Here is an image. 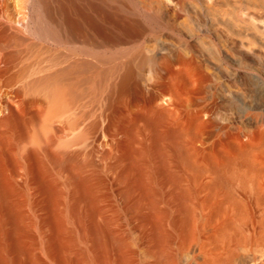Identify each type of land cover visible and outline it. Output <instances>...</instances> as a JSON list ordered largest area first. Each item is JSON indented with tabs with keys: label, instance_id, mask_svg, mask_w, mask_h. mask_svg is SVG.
<instances>
[{
	"label": "rangeland",
	"instance_id": "obj_1",
	"mask_svg": "<svg viewBox=\"0 0 264 264\" xmlns=\"http://www.w3.org/2000/svg\"><path fill=\"white\" fill-rule=\"evenodd\" d=\"M34 1L2 0L0 14L24 25ZM176 1L163 0L156 20L139 17L147 29L136 41L99 38L94 47L81 42L62 47L84 60L93 54L100 73L82 96L79 113L86 120L77 129L50 133L55 138L48 155L30 160L35 207L47 212L51 256L61 264H213L222 227L264 228V211L245 203L239 177L240 147L248 137L254 145L262 141L263 149L256 148L264 167V0H185L183 9ZM104 9L99 32L112 39L110 8ZM216 13L229 18L234 13L240 25H251L238 34ZM30 49L27 64L49 55L46 48ZM154 50L168 59L166 65L143 62ZM116 57L126 64L116 65ZM130 60L136 80L124 74ZM110 87L117 88L114 95ZM48 112V105L39 117L33 110L26 119L30 128L36 124L41 133ZM19 184L2 174L0 215L9 212L18 220L31 211ZM200 211L237 215L217 227L215 214L209 219ZM236 252L228 264H264V242Z\"/></svg>",
	"mask_w": 264,
	"mask_h": 264
},
{
	"label": "bare ground",
	"instance_id": "obj_2",
	"mask_svg": "<svg viewBox=\"0 0 264 264\" xmlns=\"http://www.w3.org/2000/svg\"><path fill=\"white\" fill-rule=\"evenodd\" d=\"M1 1L2 0H0V2ZM176 3L179 8L183 9L185 0H177ZM107 5L110 8L107 15L110 17L109 23L112 28L111 32H114V34L111 35L112 39H108L106 37L107 35H104V37L102 33L99 32L101 29L100 24L102 23L99 22V16L102 14L101 10ZM32 6L33 15L26 24L23 23L24 25H17L12 18H7L8 16L0 14V181L2 180V174L4 177L9 178L13 184H19L20 181L24 185L25 200L31 210L21 213L18 220L17 218H12L9 212L0 215V264H61L55 259L56 257L54 258L51 256L50 232L46 219L47 212L37 211L35 207L30 160L35 154H42V156L48 155L47 153L51 150V144L55 138L53 137L52 139L53 135H50V133L57 134L58 132L65 131L68 126L71 129H77L79 125L82 124L80 120L83 119L85 115L81 114L84 113V111L79 113L80 104L83 105L81 102L82 96L86 93V86L88 87L90 83L95 82L100 73L98 63L93 54L90 55L87 60H84L83 57L68 54V51L65 52L62 47L69 43L77 42L87 44L89 47H94L100 40L99 38H101L103 42L115 41L116 43L117 40L121 39L122 42L125 38L127 39L126 41H130L131 39L135 40L147 29L141 22L142 20H139V17L143 16L149 21L156 20L159 17V13L162 11L164 3L163 0H35ZM104 10L108 11L106 9ZM216 14L219 18L225 20L227 26L238 34H242L246 31V28L251 25H240L234 13L230 18L223 16L224 14ZM103 30H105L104 27ZM52 45H54L55 48H53ZM36 46L39 47L40 50L46 48L45 51L43 50L44 54L49 52V55H44L46 57L41 58V60L35 64H32L34 61H31V64H27L30 55L33 56V54L28 53V50ZM140 50L139 47L138 51ZM159 53L158 50H154L151 56L148 58L144 57L143 62H154L159 66H163V64L166 65L168 59L164 56H160ZM35 54L36 52L34 55ZM38 54L39 53H37V55ZM40 54L43 55L42 51H40ZM116 58L115 61L118 62V58L117 60ZM138 59L139 58H137V60ZM125 61H123V63ZM117 62L116 65H119L120 62H118V64ZM123 63L121 64H126ZM141 65H143V63ZM126 66V72L125 70L123 71L125 72L124 74L127 73L128 78L131 76L130 78L132 80H136V69H134L133 61H127ZM138 66L137 64V67ZM139 68H142V66ZM117 72H114V74ZM170 76L171 75H169V77ZM135 83L136 82H134V85ZM112 87L115 86L113 85ZM110 89L113 90L111 87ZM115 90L112 91L113 95ZM128 98H130V96ZM156 103L160 104V102ZM156 103L154 105H156ZM159 104H157V106ZM47 105L49 112L43 119L41 131H39L41 133H38L36 124L30 128L26 119H32L33 110H35L37 117H39L42 114V110ZM142 105L143 104H141V106ZM141 106L138 105L139 109ZM139 109H135L137 113ZM143 110H145V108H141L140 111ZM246 113V115L251 114L249 111ZM141 115L143 114L141 113ZM252 117H254V115H252ZM84 119L86 120V118ZM94 120H97L99 125L102 124H100L98 118L92 121ZM136 121H138V119ZM97 122L91 123V121H89L88 123L92 124L90 126L97 129ZM262 124L258 125V128H262ZM85 127H87V125ZM93 128L89 129L92 130ZM128 128L130 127L128 126ZM31 130L32 133L30 134ZM87 130L88 129H86V132ZM94 132L92 131V133ZM85 138L86 135L83 136V139ZM249 138L251 139V137L247 138L249 142L242 143L240 147L241 164L239 167V177L241 183L240 189L242 192L241 197L245 203L254 202L261 208L260 211H264V167L261 164L262 159L258 158L259 150L256 148L257 144H251L252 141L250 143ZM247 139L245 141H247ZM253 141V143H256L255 139H253ZM92 142L93 141H90L89 144ZM257 142V146L263 149L261 143L259 145V142L262 141ZM34 143H36L37 146H35ZM109 144L111 143L104 145L108 146ZM108 148H112L111 151L113 150L111 145ZM64 157L65 154L61 153L58 155L57 159L62 161ZM105 162L107 163V161ZM79 171L75 169V172L78 173ZM200 214L207 216L209 219L215 214L216 226L222 227L229 222L228 220L233 219L234 216L237 215V211H200ZM13 215L14 214H12V216ZM204 224V228H206L207 222H204L203 225ZM224 228L222 227L221 229L219 247L216 249L217 255H214V261L212 259V262H214L213 264L231 263L233 257L237 253L236 251H239L240 248L246 247L251 244V242H264L262 241L264 239V228H257L255 223H253L252 229L249 227L246 228L247 230H251L248 232L243 229L241 230L240 227H238V230L231 232H227ZM205 230L208 232V229ZM199 232L205 234L204 230H199ZM215 233H217V231H215ZM27 236L29 239L26 243H17L16 239H22L24 241ZM244 240L246 242L251 241L249 243H243ZM203 246H205V244Z\"/></svg>",
	"mask_w": 264,
	"mask_h": 264
}]
</instances>
